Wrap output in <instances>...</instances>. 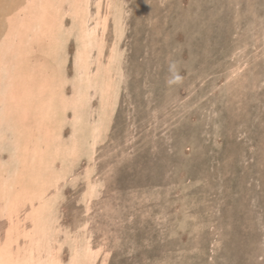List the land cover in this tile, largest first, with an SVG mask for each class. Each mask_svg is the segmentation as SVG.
Returning <instances> with one entry per match:
<instances>
[{
  "label": "rangeland",
  "instance_id": "obj_1",
  "mask_svg": "<svg viewBox=\"0 0 264 264\" xmlns=\"http://www.w3.org/2000/svg\"><path fill=\"white\" fill-rule=\"evenodd\" d=\"M0 264H264V0H0Z\"/></svg>",
  "mask_w": 264,
  "mask_h": 264
},
{
  "label": "clouds",
  "instance_id": "obj_2",
  "mask_svg": "<svg viewBox=\"0 0 264 264\" xmlns=\"http://www.w3.org/2000/svg\"><path fill=\"white\" fill-rule=\"evenodd\" d=\"M171 70V69H170ZM180 77L178 75H175L172 77V79H170L168 82L169 83H173V82H179Z\"/></svg>",
  "mask_w": 264,
  "mask_h": 264
},
{
  "label": "bare ground",
  "instance_id": "obj_3",
  "mask_svg": "<svg viewBox=\"0 0 264 264\" xmlns=\"http://www.w3.org/2000/svg\"><path fill=\"white\" fill-rule=\"evenodd\" d=\"M243 32V31H242ZM249 58V57H248ZM237 61V60H236ZM245 63V62H244ZM238 76V75H237ZM244 76V75H243ZM243 84V83H242ZM237 122V121H236ZM195 194V193H194ZM198 194V193H197ZM199 196V195H198ZM204 197V196H203ZM31 208V207H30ZM106 222V221H105ZM56 229V228H55ZM64 229V228H63ZM4 230V229H3ZM56 231V230H55ZM63 236V235H62ZM97 244V243H96Z\"/></svg>",
  "mask_w": 264,
  "mask_h": 264
}]
</instances>
